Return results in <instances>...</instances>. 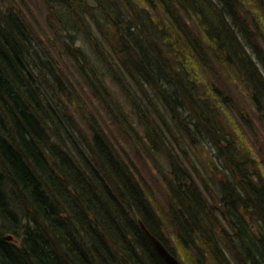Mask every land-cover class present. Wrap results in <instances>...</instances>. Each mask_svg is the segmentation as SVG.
Instances as JSON below:
<instances>
[{"label":"trees","instance_id":"1","mask_svg":"<svg viewBox=\"0 0 264 264\" xmlns=\"http://www.w3.org/2000/svg\"><path fill=\"white\" fill-rule=\"evenodd\" d=\"M38 1L45 9L44 24L36 21L26 0H12L7 11L0 9V220L16 225L0 227V264H165L139 221L180 264L192 258L190 249L196 264H264V181L252 173L243 184L234 183L220 175L219 159L212 156L217 172L210 170L206 178L194 165L189 171L173 153L180 143L170 153L162 151L165 140L155 121L163 120L162 110L173 117L151 85L146 91L152 103L139 92L129 71L151 67L150 60L176 59L199 87L203 66L216 68L217 60L264 125V46L259 40L251 39L250 47L261 67L215 16L219 6L228 9L224 0H161L159 11L143 23L129 22L122 7L126 0ZM257 16L264 24V17ZM213 19L217 23L210 24ZM240 23L250 38L253 34ZM225 45L238 50L237 61L216 58ZM233 65L243 77L235 75ZM113 68L137 90L144 104L139 114L129 103L124 112L112 90L115 85L126 98L109 75ZM216 71L215 82L204 85L201 94L264 175V153L249 144L243 130L245 125L255 131L248 111ZM218 80L224 88L217 87ZM94 102L130 140H135L132 133L142 138L153 169H160L158 155H164L170 166L161 177L166 207L149 196L132 159L99 124ZM209 212L211 243L201 235L200 213ZM166 213L188 223L173 230ZM163 227L177 250L161 234Z\"/></svg>","mask_w":264,"mask_h":264},{"label":"clouds","instance_id":"2","mask_svg":"<svg viewBox=\"0 0 264 264\" xmlns=\"http://www.w3.org/2000/svg\"><path fill=\"white\" fill-rule=\"evenodd\" d=\"M160 3L161 0H126L125 3H122V7L126 10L125 15L128 17L129 22L135 19L143 23L144 18L149 13L154 10L159 11ZM224 3L228 5V9L224 10L223 5L219 6V10L215 13V16L219 17L223 25L233 32L244 47L247 48L252 59L256 60L259 64L260 61L250 47V42L251 39H256L264 46V24L260 22L257 16V13H259L260 16L264 17V0H224ZM10 7H12V0H0V9L7 11ZM240 21L246 24L253 34L250 38L245 34ZM211 23H217V21L213 19L210 21ZM145 27L147 28L148 25L145 24ZM215 55L221 61H237L239 53L238 50H233L231 46L225 45ZM213 63L215 64V61ZM178 64L179 67H177ZM149 65L151 67L141 65L136 71L129 68V71L133 73L135 83L139 86V92H143L148 96L146 86L151 85L156 94L162 98V102H165V107L173 117L172 128L174 133L184 147L188 149L192 157L199 160L205 166V169L204 153L218 158L221 167L217 171L221 176H225L234 183L239 182L243 184L244 176H251L252 173H255V176L259 180L264 181V175H262V170L257 168L256 161L249 159L248 155L242 152L235 144L232 133L225 129L222 123L217 122L218 116L214 108L209 105L207 97L201 94V88L204 85L215 82L216 75L218 74L216 68H209L207 65L203 66L202 73L204 80L201 81L198 87L194 81L186 78L187 72L179 60L165 59L164 63H161L159 60L153 63L150 60ZM233 68L237 77H243L244 74L239 68L235 65H233ZM260 72L264 73V67L260 68ZM109 75H112L122 88L126 94L127 102L137 113L139 114L143 111V101L139 98L137 90L133 89L131 84L124 79L122 71L118 68H113ZM231 86L235 87L234 84ZM148 99L152 103V97L148 96ZM105 103H108V101L105 100ZM152 107L155 108L154 103ZM124 131L122 130V134ZM257 149L260 153H264V136L258 139ZM162 151L171 152V144L167 140L164 141ZM261 163L264 164V156H262ZM249 165L251 166L250 168ZM157 166L159 167L158 164ZM261 211L264 214V209ZM24 212H27L26 205ZM166 215L168 214L166 213ZM200 216L203 217L201 219V235L207 243H211L210 236L213 228L211 213H200ZM15 217L17 224H19L20 218L16 216V213ZM149 219L152 220L154 225L159 226L160 222L154 216H149ZM232 219L235 221L237 215H233ZM168 222L172 229L177 231L184 229L188 223L186 218L181 219L179 215H168ZM0 227L15 228L16 225L9 224L6 220H0ZM28 231L33 230L28 229ZM261 231H264V225L261 226ZM218 241L219 236L217 234ZM190 252L192 253V258L186 261L185 264H196V253L192 249H190ZM37 255L39 254L37 253Z\"/></svg>","mask_w":264,"mask_h":264},{"label":"rangeland","instance_id":"3","mask_svg":"<svg viewBox=\"0 0 264 264\" xmlns=\"http://www.w3.org/2000/svg\"><path fill=\"white\" fill-rule=\"evenodd\" d=\"M29 7L34 13L36 21H38L40 24H44L45 19V9L44 6L38 1V0H26ZM193 22V21H192ZM190 28L193 31V34L197 33L196 25L190 22ZM264 48V47H263ZM88 51L89 49L86 48ZM216 62V68L220 72L221 80L224 81L227 86L230 88V90L234 93V96L236 97L237 101L242 105V108L248 111V114H246V118L250 119V123L254 126L255 131L250 133L248 129L244 126L243 130L246 132L247 136L246 139L248 140L250 145H254V149H257V141L261 136H264V125L261 124L260 121L257 120V115L252 113L250 111V108L246 106V103L244 102V98L242 96V93L237 89V85L230 81L228 79V75L226 76V72L221 68V66L218 64L219 62L215 60ZM261 67V65L259 64ZM221 80H218L217 87L218 88H224L223 82ZM235 85V87H232L231 85ZM112 90L116 92L120 97H118L122 103L125 105L124 112H128L129 109L128 102L126 98L121 94L119 89L112 85ZM89 94V93H88ZM88 98V96H87ZM97 110L93 109L94 116L99 122L100 125L104 126V128L107 130L109 136L116 141L120 148L122 147L123 150L128 154V156L132 159L133 164L136 166L137 170L141 173L144 183L146 184L148 188V192L150 190L149 196H153L154 201L158 202L163 207H166L165 202V189L164 184L162 182V175L167 174L170 170V166L166 159L164 158V155L160 152L159 153V163L161 165L160 169H153V163L151 162V157L149 159L148 154L145 152V144L142 140V138L139 135H133L132 136L135 140H130L128 134L124 131L122 134V130L119 129L111 120L109 115L105 112L102 104L94 102ZM156 105L163 107L161 103L157 100ZM162 119H157L155 121L156 127L159 128V132L161 133V136L164 140H167L170 142L171 146H177V142L180 143L181 148L178 149V151H173L174 149L171 148L173 153L177 155L179 158H182L184 161V166L188 168L189 171H193V165L197 168V170L200 171V174H203L204 177H208V174H210V170L216 171V168L211 163L212 159L211 156L207 153H204V160L206 164L205 166L202 165L199 160H196L192 157L191 153L188 151L187 148L184 147L182 142L179 141L177 136L174 133V130L172 128V120L167 113V111L162 110ZM161 113V112H160ZM239 120V118H238ZM104 121V123H103ZM140 128V127H139ZM140 129H144L141 127ZM143 132V131H142ZM148 160H147V159ZM217 172V171H216ZM161 234L163 237L167 240L170 247L174 250H177L176 244L170 239L168 231L163 227Z\"/></svg>","mask_w":264,"mask_h":264},{"label":"water","instance_id":"4","mask_svg":"<svg viewBox=\"0 0 264 264\" xmlns=\"http://www.w3.org/2000/svg\"><path fill=\"white\" fill-rule=\"evenodd\" d=\"M139 221L140 227L148 238L149 242L153 246L154 250L160 256V258L164 261L165 264H180V262L165 248V246L154 236L149 230L145 227V225ZM10 239V237H8Z\"/></svg>","mask_w":264,"mask_h":264}]
</instances>
